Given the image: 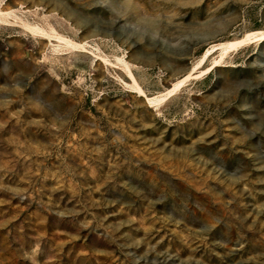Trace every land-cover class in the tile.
I'll return each mask as SVG.
<instances>
[{
	"label": "rangeland",
	"instance_id": "374dc122",
	"mask_svg": "<svg viewBox=\"0 0 264 264\" xmlns=\"http://www.w3.org/2000/svg\"><path fill=\"white\" fill-rule=\"evenodd\" d=\"M0 264H264V0H0Z\"/></svg>",
	"mask_w": 264,
	"mask_h": 264
},
{
	"label": "bare ground",
	"instance_id": "6f19581e",
	"mask_svg": "<svg viewBox=\"0 0 264 264\" xmlns=\"http://www.w3.org/2000/svg\"><path fill=\"white\" fill-rule=\"evenodd\" d=\"M189 76H191V74H189L188 76H186L184 79H187ZM182 82V81H181ZM153 100V99H152Z\"/></svg>",
	"mask_w": 264,
	"mask_h": 264
}]
</instances>
